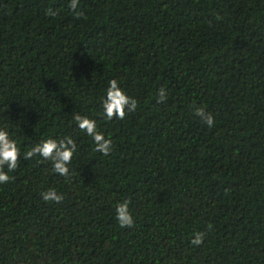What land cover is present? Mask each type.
Listing matches in <instances>:
<instances>
[{"label": "trees", "instance_id": "16d2710c", "mask_svg": "<svg viewBox=\"0 0 264 264\" xmlns=\"http://www.w3.org/2000/svg\"><path fill=\"white\" fill-rule=\"evenodd\" d=\"M78 10L0 0V129L21 152L0 184V264H264V0H79ZM112 79L138 102L123 120L103 115ZM75 114L113 141L108 156ZM67 136L68 178L24 159ZM50 189L61 203L43 200ZM123 200L131 228L116 220Z\"/></svg>", "mask_w": 264, "mask_h": 264}, {"label": "clouds", "instance_id": "9594fccd", "mask_svg": "<svg viewBox=\"0 0 264 264\" xmlns=\"http://www.w3.org/2000/svg\"><path fill=\"white\" fill-rule=\"evenodd\" d=\"M70 8L74 15L79 18L83 15L79 11V0H70ZM55 10L46 9L45 15L55 16ZM167 100V92L163 87L158 90L157 103ZM137 100L130 97L119 85L116 79L109 81L105 97L102 99L103 115L106 120L113 118L123 120L128 113L135 112L137 109ZM195 115L199 117L209 128L215 124L214 116L206 111L205 107L195 108ZM73 119L78 128L86 133L95 143L94 151L108 156L113 150V141L106 138L103 132L98 130L94 119L80 114H75ZM77 151V144L71 136L60 139L47 138L36 144L31 150L24 153V159H31L39 155L43 160L51 161L53 172L68 178L71 173L68 165L71 163L74 153ZM21 155L17 141L10 138L9 132L0 129V184L7 183L10 180L9 172L18 167L19 157ZM7 168V171H5ZM44 201L61 203L64 199L62 194L56 190L50 189L41 193ZM129 200H123L116 205V220L121 228H131L134 226V218L129 210ZM205 234L197 232L191 243L199 246L203 243Z\"/></svg>", "mask_w": 264, "mask_h": 264}]
</instances>
